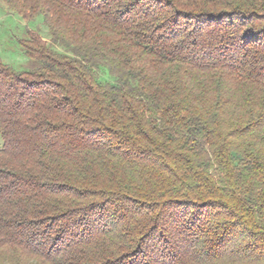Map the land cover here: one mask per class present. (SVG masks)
Returning <instances> with one entry per match:
<instances>
[{
	"label": "trees",
	"instance_id": "16d2710c",
	"mask_svg": "<svg viewBox=\"0 0 264 264\" xmlns=\"http://www.w3.org/2000/svg\"><path fill=\"white\" fill-rule=\"evenodd\" d=\"M0 264H264V0H1Z\"/></svg>",
	"mask_w": 264,
	"mask_h": 264
},
{
	"label": "rangeland",
	"instance_id": "374dc122",
	"mask_svg": "<svg viewBox=\"0 0 264 264\" xmlns=\"http://www.w3.org/2000/svg\"><path fill=\"white\" fill-rule=\"evenodd\" d=\"M27 30L37 31L48 41L47 32L40 17L32 22H24L9 11L0 0V61L14 70H22L26 62L21 54L18 40Z\"/></svg>",
	"mask_w": 264,
	"mask_h": 264
}]
</instances>
